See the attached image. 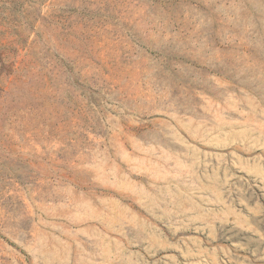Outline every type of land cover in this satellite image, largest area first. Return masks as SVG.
Here are the masks:
<instances>
[{
	"label": "rangeland",
	"instance_id": "374dc122",
	"mask_svg": "<svg viewBox=\"0 0 264 264\" xmlns=\"http://www.w3.org/2000/svg\"><path fill=\"white\" fill-rule=\"evenodd\" d=\"M0 264H264V0H0Z\"/></svg>",
	"mask_w": 264,
	"mask_h": 264
}]
</instances>
